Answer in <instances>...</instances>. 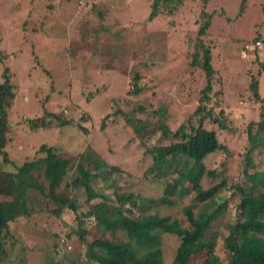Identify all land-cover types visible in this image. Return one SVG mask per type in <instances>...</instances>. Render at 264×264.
<instances>
[{
	"label": "rangeland",
	"instance_id": "obj_1",
	"mask_svg": "<svg viewBox=\"0 0 264 264\" xmlns=\"http://www.w3.org/2000/svg\"><path fill=\"white\" fill-rule=\"evenodd\" d=\"M153 1L0 0V52L8 58L0 71L8 68L16 85L8 112L7 141L0 153L1 184L3 176L16 173V166L38 156V148L45 144L55 147L61 158L78 160V154H84L120 169L119 191L139 199L140 210L128 214L131 218L136 220L145 212L168 216L189 227L184 209L191 203V194L170 198L172 206L152 202L162 198L170 177L161 178L163 169L154 167L147 151L171 145V136L161 134L166 129L170 135L179 131L198 106L205 80L199 71L191 74L186 59L192 57L194 38L203 22L209 24L202 39L211 47L215 89L223 87L227 108L222 111L232 131L205 127L216 131L227 153L218 151L204 159L206 169L215 170L217 176H204L202 183L207 189L223 180L228 186L246 182L247 126L260 121V108L243 98L249 94L250 75L256 79L260 75V95L264 98V51L259 60L253 43L259 38L264 45V0H172L173 9H162L148 21ZM132 67L140 78L136 95L128 93L134 90L133 75L126 76ZM109 107H121L127 113L144 108L147 114L141 126L149 131L147 128L136 135L119 114L109 117L101 129V118L114 111H108ZM220 109L216 108L218 114ZM48 112L71 125L61 127L55 121L50 129H32L29 120ZM79 123L87 133L79 129ZM256 128L252 126V133ZM179 161L184 163V158ZM252 161L249 172L264 173V149L260 147ZM87 169L94 170L90 164ZM81 192L76 202L79 211L87 214L91 204L100 200L85 204ZM231 193L220 190L215 200L225 201ZM30 196L34 201L31 214L11 224L13 237L6 243L7 256L0 264H88L84 241L109 239L96 222L86 218L79 225L75 214L66 209L58 218L52 213V202L37 193ZM236 198L234 194L230 199L233 203L224 205V213L214 222L220 233L215 254L222 264L228 258L223 239L235 214ZM82 230L81 241L78 232ZM161 240L163 264H171L179 241L167 234ZM204 260V253L192 255L188 264H203Z\"/></svg>",
	"mask_w": 264,
	"mask_h": 264
},
{
	"label": "trees",
	"instance_id": "obj_2",
	"mask_svg": "<svg viewBox=\"0 0 264 264\" xmlns=\"http://www.w3.org/2000/svg\"><path fill=\"white\" fill-rule=\"evenodd\" d=\"M171 1L154 0L148 21L156 18L162 9H173ZM208 27V22L201 23L194 38L192 57L191 59L186 57L187 69L193 70L191 74L199 71L205 80L203 88L199 91L198 106L181 125L179 131L170 135V130L166 129L161 134L164 138L171 136L173 139L171 145L147 151L152 156L154 167L163 169L161 178L170 177L166 182L162 198L152 202L172 206L174 202L170 198H183L191 194V203L184 209L189 227H182L178 221L168 216L160 217L145 212L139 214L136 220L131 218L128 214L131 215L134 209L140 210L139 199L137 200V196L133 193L119 191L120 186L117 182L121 181L120 169L109 166L99 158L89 159L84 154H78V160L64 159L60 157L55 147L42 144L37 150L38 156L16 166L17 172L6 174L3 176L5 182L3 184L0 182V263L7 256L6 243L13 237L10 231L11 224L20 217L30 216L31 208L34 206L30 194L37 193L53 203L54 216L59 218L66 209L75 214L79 225L86 222L87 218L96 222L99 229L109 234V239H99L91 243L84 241V255L88 264H163L161 240L163 234L173 235L179 241L171 264H188L192 255L201 253L205 254L203 264H222L215 254L220 233L215 228L214 222L224 213L223 206H229V201L235 194L238 196L237 200L234 199L235 206L232 208L235 214L230 219L228 234L223 239L224 247L228 252L225 264H264V173L259 170L254 173L249 172L253 166V156L259 155L260 147L264 149V136L261 137L264 133V113H262L264 98L259 92V78L256 79L249 74L252 77L248 82L249 85L247 84L249 94L247 98H243L246 102L251 99L260 108V121H252L253 123L247 126L250 146L245 154L243 174L246 182L228 186L223 180L207 189L202 183L204 176L208 178L217 176L215 170L206 169L203 164L204 159L218 151L227 153V148L219 142L216 131H209L206 128L212 125L220 131H232V127L225 122L229 119L222 111V108H227L224 107L223 87L215 89L217 79H215L216 71L211 64L213 56L211 47L206 46L202 39ZM257 42L261 43L259 38L253 40L254 46ZM5 56L0 52V66L8 64V58ZM106 67L109 68L108 65ZM134 69L136 67H132L129 75H126L128 78L130 74L133 75L134 90L128 92L130 95H136L140 88L138 87L140 78L137 73L133 74ZM262 71L264 72V66ZM12 78L13 74L10 75V70L3 67L0 71V153H3L2 149L7 141L8 112L16 88L11 82ZM93 92L92 90L90 94ZM90 94L87 96V101ZM217 107L218 109L221 107L219 114L216 112ZM113 110L114 107H109L108 111ZM115 114L123 117L127 127L136 135L148 128L141 126L143 116L147 114L144 108L140 107L127 113L118 107L101 118L103 123L101 129L106 120ZM134 116L135 120L132 119ZM55 121H59L61 127L71 125L70 121L49 112L44 113L41 118L30 119L29 124L36 130L50 129ZM255 125L257 132L254 134L252 126ZM78 127L87 133L80 123ZM179 158H184V163L181 164ZM5 162L7 160L4 157L3 163ZM89 164L93 166V171L87 169ZM156 178H158L157 174ZM5 185L8 190L5 189ZM220 190L228 193L232 191V193L224 198L225 201H216L215 197ZM81 191L85 195V204L89 205L92 201L100 200L91 204L87 214L79 211L81 208L76 202L77 194ZM194 209L198 210L197 213H193ZM78 233L82 241L85 231Z\"/></svg>",
	"mask_w": 264,
	"mask_h": 264
},
{
	"label": "crops",
	"instance_id": "obj_3",
	"mask_svg": "<svg viewBox=\"0 0 264 264\" xmlns=\"http://www.w3.org/2000/svg\"><path fill=\"white\" fill-rule=\"evenodd\" d=\"M58 19V18H57ZM2 23V20L0 21V24ZM260 38H261V35H260ZM5 39V38H4ZM261 40L262 39H259V41L261 42ZM261 45H262V48H263V51H264V45H263V42H261ZM263 51H261V55L263 54ZM4 55H6V54H4ZM260 58H261V56H260ZM262 59V58H261ZM262 62V61H261ZM260 63V62H259ZM259 78V77H258ZM258 87H259V92H260V88H261V86H260V84H259V81H258ZM241 98H242V96H241ZM250 103H252V105H258V104H255V103H253L251 100H250ZM245 104V103H244Z\"/></svg>",
	"mask_w": 264,
	"mask_h": 264
},
{
	"label": "built area",
	"instance_id": "obj_4",
	"mask_svg": "<svg viewBox=\"0 0 264 264\" xmlns=\"http://www.w3.org/2000/svg\"><path fill=\"white\" fill-rule=\"evenodd\" d=\"M256 49H258V59L261 60L260 56H261V51H263L262 45L261 43L257 42L255 45Z\"/></svg>",
	"mask_w": 264,
	"mask_h": 264
},
{
	"label": "clouds",
	"instance_id": "obj_5",
	"mask_svg": "<svg viewBox=\"0 0 264 264\" xmlns=\"http://www.w3.org/2000/svg\"><path fill=\"white\" fill-rule=\"evenodd\" d=\"M256 48V47H255Z\"/></svg>",
	"mask_w": 264,
	"mask_h": 264
}]
</instances>
